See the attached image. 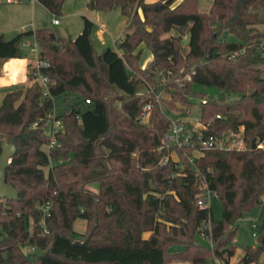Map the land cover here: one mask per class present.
<instances>
[{
  "label": "trees",
  "instance_id": "1",
  "mask_svg": "<svg viewBox=\"0 0 264 264\" xmlns=\"http://www.w3.org/2000/svg\"><path fill=\"white\" fill-rule=\"evenodd\" d=\"M37 1L59 16L67 0ZM87 5L102 12L120 9L126 18L116 50L106 47L98 54L95 23L87 17L76 38L51 28L21 31L11 40L0 36V64L29 57L32 82L0 100V155L1 143L13 138L17 152L6 177L19 192L18 200L0 202V264H211L214 259L230 264L238 221L263 206L256 227L261 242L247 247L238 262L259 264L264 0H213L208 12L200 11L199 0H89ZM30 37L50 62L43 70L49 96L35 79L33 57L22 50ZM142 46L152 54L146 67L140 63ZM201 87L240 98H215ZM152 90L162 93L161 102ZM62 94L61 147L49 154L48 131L34 123L54 111V97ZM197 98L205 128L179 119L192 129L195 145L167 149L163 139L174 121L167 112L183 114ZM149 102L146 122L142 112ZM241 127L244 149H200V137L237 133ZM208 191L223 203L220 220H214L211 207L198 204ZM45 203L51 204L48 233L38 207ZM80 219L84 232L74 228Z\"/></svg>",
  "mask_w": 264,
  "mask_h": 264
},
{
  "label": "rangeland",
  "instance_id": "2",
  "mask_svg": "<svg viewBox=\"0 0 264 264\" xmlns=\"http://www.w3.org/2000/svg\"><path fill=\"white\" fill-rule=\"evenodd\" d=\"M213 0H199V9L201 11V7H204L207 4H212ZM84 3V6H87L89 0H72L71 4H68L66 10L63 9V12L59 16H55L51 14L46 8L41 6L38 1L33 2L34 5H37L39 11L36 13V19H33V11L31 9L33 3L32 2H15L9 3L8 0H2L0 2V36H3L7 40H11L14 38L19 32L26 31V30H36L38 28H51L57 32V34L61 37H72L76 38L84 28V20L83 16H87L90 18L86 13L77 12L78 6L80 3ZM90 9V8H89ZM66 11V12H65ZM97 11V10H96ZM203 12H208L203 11ZM88 13V12H87ZM105 15L104 17L109 22H111L113 27L118 26L119 22L122 23V17L116 16L114 12H103ZM117 17V19H115ZM54 18L60 20V26H54L52 24ZM124 25H122L123 27ZM95 30L93 32V35ZM124 37V36H123ZM27 40L28 42L34 44L37 48H39L38 43L35 40V37H30ZM187 41V40H186ZM94 46L98 54H101L106 47H111L114 50L117 49V46H114L111 43H108L107 46L100 44L97 40L94 39ZM143 53L141 56V64H147L150 60L149 50L146 46H142ZM187 48V47H186ZM22 50L26 52V49L22 47ZM33 57V55H31ZM13 62V61H12ZM17 61H15L16 63ZM13 66L7 64V68L11 69ZM32 82H29L30 86ZM27 86V87H28ZM26 87V88H27ZM24 88V90L26 89ZM145 86L140 87V91H145ZM200 90L207 93V95L215 97V98H222L225 97L227 100L232 101L235 99H239V94L228 93L227 91L214 88V87H201ZM3 92L0 93V96ZM1 98V97H0ZM55 103V112L56 114H61L63 109L66 105V97L64 94L54 97ZM190 113H179V112H167L170 118L173 120L178 119H187L191 122H195V126L200 127L201 123L199 119L201 117V99L197 98L194 100V104L192 107L189 108ZM144 121L148 122V117L144 119ZM174 157L175 154H172ZM48 169L46 170V173ZM208 206L211 207L212 215L214 220H220L223 213V203L222 201L217 198V196L211 192L208 196ZM263 212V206H257L250 210L249 212L245 213L243 217L238 221V231L234 238V245L236 246V253L235 256L232 258V264H238L237 262L241 260L245 254V250L247 247L252 246L255 247L258 243V229H254L253 224L260 225L261 220L260 216ZM74 228L77 231L84 232L86 230V223L84 220H77L74 223ZM256 233L257 235H255ZM147 236V234H146ZM199 241L205 243L206 245H211L209 239L204 237H199ZM168 264H189L187 262H171ZM259 264H264V254L260 258Z\"/></svg>",
  "mask_w": 264,
  "mask_h": 264
},
{
  "label": "built area",
  "instance_id": "3",
  "mask_svg": "<svg viewBox=\"0 0 264 264\" xmlns=\"http://www.w3.org/2000/svg\"><path fill=\"white\" fill-rule=\"evenodd\" d=\"M19 1L20 0H8L9 3H15ZM21 1L33 3V2H36L37 0H21ZM0 2H2V0H0ZM53 23L55 25H59L60 20L57 18H54ZM103 38H104L103 36H99V40H103ZM23 47L26 48L30 52L31 55H33V63L36 69L35 79L43 87L44 95L49 96L50 95V79L48 75L43 73V70L50 67V62L40 57V50L34 44L28 41H24ZM188 77L190 76L188 75ZM154 93H155L156 101L161 102L162 93L161 92H154ZM86 102L90 103L91 101L87 99ZM203 103H206V100H203ZM152 107H153L152 102H149L148 104H146L143 108L142 116L148 117L150 115ZM184 113L189 114L190 109L187 108ZM217 118H221V116L217 115ZM39 125H42L47 129L49 137H50L49 142L45 144L46 151L50 154V152L53 149L61 147V143L58 140V136L64 131V124H63V121L59 118V115L56 114L55 109L52 113H49L46 117L41 118L39 121L34 123V127H38ZM199 128H205V126L201 124ZM192 139H193L192 129L189 128L186 124L179 122V119H178V120L173 121V125L170 131L167 133V135L163 139V144H164V147H166L167 149H170L171 147H175V146L181 147L186 142L191 143ZM198 143H199V147L201 150H233V149L242 150L245 148V142L243 138V128L241 127L240 131L237 133L236 132H229V133L224 132L221 134V136L211 135L208 138L200 137ZM167 160H168V157L164 159V162H166ZM209 193L211 192L208 191L207 193H204L200 196L198 204L201 208L210 207L208 206ZM38 207L43 212L41 224L45 227V233H48L49 231L45 225H46V216L49 215L50 213L51 204L45 203V204L39 205ZM207 227H209V225ZM253 227L254 229H256L257 225L254 224ZM254 234L257 235L256 233ZM32 251H34V248H32ZM211 264H221V263L219 262L218 259H214V261Z\"/></svg>",
  "mask_w": 264,
  "mask_h": 264
},
{
  "label": "crops",
  "instance_id": "4",
  "mask_svg": "<svg viewBox=\"0 0 264 264\" xmlns=\"http://www.w3.org/2000/svg\"><path fill=\"white\" fill-rule=\"evenodd\" d=\"M147 1L148 2H154L156 0H147ZM71 2H72V0H67L64 4L63 9L66 10L67 5L71 4ZM34 4L35 3H33L31 9H32L33 14H34L33 19H36V13L39 11V8L37 5H34ZM83 4L84 3H82V2L80 3V5L78 6V9H77V12L86 13L90 18H88L87 16H83V17H87L88 19L92 20L95 23V27H94L95 33L93 35V38L95 40H97V42H100V44H102L104 46H107L108 43H111V45L113 44L114 46H117L121 42V40L123 39L124 31H125V27H126V18H124L122 16L120 9H116V10L111 11V12H114L115 14H117L116 16L122 17V23L119 22L118 26L113 27L111 22H109V20H107V22H106V18L104 17L105 15H102V14H104L102 11H96V10L89 9L88 5L84 6ZM40 5L43 6L42 4H40ZM210 8H211V4H207L204 7H201V11H207V10L209 11ZM115 19H117V17H115ZM52 24L54 26H60L61 22L59 25H55L53 22H52ZM122 25H124V26L122 27ZM99 36H103L104 37L103 40H99ZM25 41H29V40L26 39ZM26 53L30 54V52L27 49H26ZM149 54H150V60L147 62V64H142L141 65L142 67L148 66V64L151 62L152 54L150 51H149ZM9 61H7L3 64H0V72H1L0 79L7 80L10 82L11 78L13 76H15L20 82L14 86L0 87V93L3 92V94L0 96L1 97L0 100L6 95V93H8V92H10L16 88H20V89L26 88L30 82L28 79V66L30 63L29 57L15 58V59H11L10 62ZM15 61H17V62L15 63ZM7 64L12 65L13 67L11 69H8ZM258 242H259V238H258ZM230 264H232V263L230 262Z\"/></svg>",
  "mask_w": 264,
  "mask_h": 264
},
{
  "label": "water",
  "instance_id": "5",
  "mask_svg": "<svg viewBox=\"0 0 264 264\" xmlns=\"http://www.w3.org/2000/svg\"><path fill=\"white\" fill-rule=\"evenodd\" d=\"M2 152L0 155V202L4 200H18L19 192L11 183L7 182L6 171L12 162V158L17 152V145L13 138L1 143ZM261 242V239H259Z\"/></svg>",
  "mask_w": 264,
  "mask_h": 264
},
{
  "label": "clouds",
  "instance_id": "6",
  "mask_svg": "<svg viewBox=\"0 0 264 264\" xmlns=\"http://www.w3.org/2000/svg\"><path fill=\"white\" fill-rule=\"evenodd\" d=\"M11 59H15V58H10V61H11ZM19 82L20 81L15 76H13L11 78V81L10 82L7 81V80L0 79V87H10V86H14V85L18 84Z\"/></svg>",
  "mask_w": 264,
  "mask_h": 264
}]
</instances>
